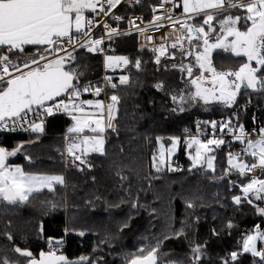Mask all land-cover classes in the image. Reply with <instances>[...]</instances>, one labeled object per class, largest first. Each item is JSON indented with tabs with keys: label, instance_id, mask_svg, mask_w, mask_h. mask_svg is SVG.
<instances>
[{
	"label": "snow or ice",
	"instance_id": "obj_1",
	"mask_svg": "<svg viewBox=\"0 0 264 264\" xmlns=\"http://www.w3.org/2000/svg\"><path fill=\"white\" fill-rule=\"evenodd\" d=\"M122 3L138 5L141 0H0V134L23 130L36 133L38 138L45 132L48 117L64 114L71 121L64 136L70 166L83 171L81 166L93 167L87 159L90 154H106V133L117 131L114 121L120 97L115 93L108 95L107 103L99 99L104 87L92 81L82 82L84 65L78 56L81 49L92 54L103 53V37L93 35V29L100 24L95 20V14L100 12L117 22L123 21L124 16L113 12ZM150 7L153 15L145 27L136 23L143 21L138 16L128 18V32H121L119 27L107 22L103 27L109 41L115 36L131 35L134 30L151 42L154 37L146 35L150 27L155 31L170 27L176 33L170 47L179 50L184 59H192L187 64L172 65L173 69L178 68L185 74V87L171 90L170 100L176 105L172 108L173 113H183L185 105L201 101L204 105L219 103L231 108L242 89L264 94V0H158ZM177 9H181L179 15H176ZM89 12L93 14L91 18L86 15ZM233 12L239 14L233 15ZM161 39L165 43L152 48L156 65L161 64V57L176 59L175 52H168L166 47L169 37ZM218 50L243 60L238 67L218 68L213 58V53ZM104 60L106 69L126 68L132 64L139 70L142 64L140 59L132 61L123 55H105ZM129 83L128 75L119 77V85ZM105 84L111 89L119 86L111 76L105 77ZM155 87L165 90L163 82ZM85 94H92L96 99H83ZM238 121L239 114L234 113L232 118L223 121L203 122L210 123L213 133L219 125L221 133L232 134L233 141L244 146L240 152H228L224 176L235 172L240 177H248L255 168H259L264 176V126L248 131ZM197 131H202L200 122ZM184 132L189 137L183 141L189 150L186 153L190 160L188 171L201 168L215 173L217 157L212 153L226 141L215 135L205 141L192 135L187 128ZM254 134L258 138H253ZM163 139L156 137L159 152L152 157L153 167L157 173L165 168L182 171L174 167L171 160L181 137H170L169 147H165ZM22 148L23 145H17L9 150L0 141V201L8 205L26 204L34 193L54 192L55 185L65 183L62 175L31 174L10 164V158ZM236 186L237 182L232 181L231 187ZM239 190L241 194H234L232 202L238 207L246 203L264 217V207L257 203H264V178L248 177L247 182L240 183ZM186 206L193 208L195 205L188 201ZM131 207L137 209L140 205L132 202ZM128 226L126 221L121 230ZM226 227L234 225L229 221ZM213 234H217L215 229ZM5 235L13 241L10 233ZM79 235L83 236L84 232ZM182 235L183 225L173 233L175 237ZM171 238L163 237L165 240ZM257 241L264 242V230L260 225L255 226L254 233L242 237V249L232 251L222 264H233L246 253L259 258L258 264H264V247L258 248ZM48 243L49 249L40 251L38 256L29 249L15 246L11 248L15 258L0 253V264H94L89 257L69 260L58 254L62 240L49 238ZM160 248V240L151 248H140L125 257V264H200L203 258V246L199 243L192 245L190 255L184 258L162 259Z\"/></svg>",
	"mask_w": 264,
	"mask_h": 264
},
{
	"label": "trees",
	"instance_id": "obj_2",
	"mask_svg": "<svg viewBox=\"0 0 264 264\" xmlns=\"http://www.w3.org/2000/svg\"><path fill=\"white\" fill-rule=\"evenodd\" d=\"M122 13L123 11L121 15ZM89 14L90 12L86 15ZM119 27L122 29L124 25ZM166 47L168 52H175L176 59L161 57V64L156 65L152 50H139L134 36L118 37L109 42V55L128 56L132 61L140 59L142 64L139 71L130 64L124 72H110L116 77L115 81L112 80L114 83L119 85L118 78L121 75H128L130 83L119 85L117 89L105 86L100 96L107 99L108 95L115 93L120 97L115 120L117 131L106 134L105 155L87 157L93 167L87 168L84 176L79 177L78 172L68 171L62 159L63 137L70 125V119L64 114L49 117L45 122V132L38 138L32 132L0 136V141L9 150L23 145L22 154L31 158L25 160L20 155L15 159L10 158V164L23 166L25 172L46 170L66 176L64 185L56 186L54 192L44 190L34 193L26 204H22L23 208H15L19 205H13L12 209H4L9 210L11 224H15L13 245H23L22 242H25L29 246L33 240V232L39 229L40 233L34 239L35 244L29 247L31 251L38 256L40 251H47L49 238L54 241L62 240L58 254L73 260L89 255L92 248L103 241L112 244L108 241L112 236L124 237L128 242H134L140 236L162 238L168 235L173 238L162 240L163 249L184 257L190 254L191 244L199 243L203 246L204 263L222 264L223 259L232 251L242 249V237L250 232L254 233L256 225L264 230V217H260L252 206L244 203L238 207L232 202L234 194H241L238 184L242 179L247 181V178L240 177L235 172L224 176V169L228 167L227 154L229 151L236 152L233 148L236 144L230 137H221L226 141L225 145L212 153L217 157L215 173L205 172L200 168L189 172L190 160L181 147L171 160L173 165L180 164L182 171H177L174 175L167 173L157 179H149L140 172L142 167L149 165L151 153L156 154L151 152L157 145L156 137H163L164 144L170 143V137H181L182 143L184 136L189 138L184 132L187 128L192 135L206 141L212 138L209 136L212 133L210 123L205 124L204 121H223L238 113V122L245 125L255 109L264 114V94L243 89L231 108L215 110L212 114L199 109L173 113L172 108L176 106L170 100L171 90L182 89L183 81L172 65H178L182 61L189 62L192 58L184 59L180 52L174 51L169 45ZM213 58L218 68L238 67L243 60L226 56L219 51L213 53ZM78 59L84 65L82 82L100 84L103 73L101 55L81 49ZM233 60L234 63L230 66ZM160 82L165 84L163 91L155 87ZM90 97L91 94H85L82 98ZM198 122L201 132L197 131ZM236 123L233 119V124ZM217 128L219 129V125ZM221 176L224 178L220 179ZM232 181L237 182L236 187H231ZM66 183H72V186ZM65 192H69L70 197L64 204L62 194ZM188 201L195 206L188 208ZM132 202H138L140 207L133 209ZM260 205L264 207V203ZM2 220L3 217L0 221L3 222ZM126 221L129 226L121 230ZM164 221L168 223L167 228L162 227ZM229 221L234 227H226ZM182 225L183 235L173 236ZM213 229L217 234H213ZM81 231L84 232L83 236L79 235ZM8 246L9 243L0 236V253L8 254ZM261 247L259 244V248ZM104 250L107 251L106 247ZM110 252L111 255L117 254L116 249ZM112 260L118 261L113 257ZM258 261L259 258L245 254L233 264H258Z\"/></svg>",
	"mask_w": 264,
	"mask_h": 264
},
{
	"label": "rangeland",
	"instance_id": "obj_3",
	"mask_svg": "<svg viewBox=\"0 0 264 264\" xmlns=\"http://www.w3.org/2000/svg\"><path fill=\"white\" fill-rule=\"evenodd\" d=\"M94 55H96V54H94ZM186 62L187 61H185L183 63L187 64L190 61L187 62V63ZM233 63H234V60L230 62V66ZM176 70L179 72L180 78L183 81L182 84H181V88L183 89L185 87V84H184V75L185 74L184 73H181L178 70V68H176ZM137 71H139V70H137ZM114 78H116V77H112V80L113 81H115ZM100 80H102V81L99 82L100 83L99 85H101L102 82L105 81V78L103 77V73L101 75V79ZM92 99H96V97H93ZM105 102L107 103V100ZM185 108L186 109H199L201 112L203 111L204 113H206V112L211 113V112H215V110H223L224 108H227V107H224L222 104H219V103H211V104H208V105H204L203 102L201 101V102H198V103L185 105ZM70 123H71V121H70ZM209 136L213 137V133L210 134ZM186 139H188V138H185V136H184L183 139H182V143H180L178 145L177 150L174 153V155L177 154V152H178V150H179L180 147L182 148V150H183V152L185 154L189 151L186 148L185 144L183 143V141L186 140ZM164 145H165V147H169L170 146V143L169 144H164ZM192 151L194 152V149ZM22 152L23 151L21 150L15 157H11V159H15L16 157H18L20 155H23ZM151 152L156 153L158 155V152H159V144L158 143L151 150ZM23 157L25 158V160H26V158H28V157H26L24 155H23ZM152 157H153V154L151 153L149 165H146L145 167H142L140 169V172H142L144 175H146L149 179H154V178L157 179V178L162 177L164 174H167V173H170V174H173V175L176 174L177 171H168L167 168H165L164 171H161V172L157 173L156 170H155V168L153 167ZM62 159H63V161H64V163L66 165V169L68 171L72 170V171L78 172L77 174L80 175L79 177L84 176L83 173H85V171L87 170V167L81 166L83 168V171H81L76 166H70L69 165V163H68V157L67 156L66 157L63 156ZM87 159L90 162L89 158H87ZM27 161H29V160H27ZM12 165L13 166H20V167L23 168V166H21L19 164H12ZM42 168L44 169V167H42ZM132 169L135 170V168H132ZM27 173L37 174V175H62L65 178V182H66V176L63 173H60V172H50V171H46V170L44 171L43 170V171L37 172V173L36 172H27ZM76 179L77 180H80L78 177ZM242 181L243 182H247V181H245L243 179H242ZM66 185H68V186L71 185L72 186V183H70V184L69 183H66ZM239 185H240V183L238 184V187H239ZM56 186H58V185H55V187ZM70 193H71V191H70ZM62 196H63L64 204L67 203V201H68V199L70 197L69 192H65L64 194H62ZM257 203L261 204V202H257ZM260 206H262V205H260ZM12 208H13V205H8L6 202L0 201V220H1V217L4 218V220H2L4 223L0 221V236H3V238H5V240L9 243L8 248H10V250H9V253L7 255L15 258V254L11 252V248H13L15 246H19L21 248L29 249V247L31 246V244H35L34 239H36V237L38 236V234L40 233V231L38 229L36 232L35 231L33 232V240H32L33 243L31 242L29 246H27L25 242L24 243L22 242L23 245H18V244L13 245L14 239H13V241H9L6 238V235L5 234L6 233H10L13 236V238H14L15 233H16V231L14 230V228H15L14 225L15 224L14 225L11 224V218L9 217V215L11 213L9 212V210H4V209H12ZM15 208H23V206L22 205L15 206ZM4 224H5V226H4ZM162 227L163 228H167L168 227V223L166 221H164ZM34 235H35V238H34ZM163 237L164 236H162V238H160V236H147V237L140 236L138 239L134 240V242L131 241L132 242L131 243V242H128V240H126L124 237H114V236H112L111 238L108 239V241H110L112 244H109L107 241H106V243H104V241H103V242H101V244H98L96 247L94 246L92 248L91 253L89 255H83V256L91 258L93 260L94 264H96L97 261L99 262V264H125V257L126 256H129L130 257L132 254L136 253L137 250L140 249V248H151L152 246H155L156 245V243H157L158 240H160L161 243H162L163 242L162 240H164ZM180 238H177V239H180ZM177 239H175V240H177ZM259 244H261L262 247H264V242L257 241V247L258 248H259ZM107 246H110V247L108 248ZM191 246H192V244L190 245V247ZM105 247H106V250L107 251L104 250ZM1 248H3V246ZM109 249L110 250L116 249L117 250V254L111 255V252H110ZM160 250H161V257H162V259H169V258L176 259V258H184V257H186V256L181 257V256H178V255H175L172 252L163 249L162 247L160 248ZM246 254H249L251 256L250 253H246ZM243 255H245V254H243ZM80 257L75 258L73 260H79ZM112 257L118 259V261H113L112 260ZM200 264H206V263H204L201 260L200 261ZM254 264H256V262H254Z\"/></svg>",
	"mask_w": 264,
	"mask_h": 264
},
{
	"label": "built area",
	"instance_id": "obj_4",
	"mask_svg": "<svg viewBox=\"0 0 264 264\" xmlns=\"http://www.w3.org/2000/svg\"><path fill=\"white\" fill-rule=\"evenodd\" d=\"M158 0H141V3L138 5H129V4H125L122 3L121 5H119L116 9L113 10L115 15H120V16H124L125 19L123 21L117 22L113 19H111L110 17H105L103 13L98 12L97 14H95V20L99 21L100 24L98 27H95L93 29V35L95 38H101L103 37L105 43L102 45V48L104 49L103 53H97L98 55H101L102 57V72H103V77H107V76H112V73L110 72H114V71H118V72H124L126 70V68L124 67H120V68H115V69H106L105 68V60L104 57L105 55H109L108 54V50H109V42L113 41L115 38L118 37H123V36H134L135 39L137 40V47L139 50H152V48L154 46L158 47L160 44L165 43V41L163 39H161L164 36H168L169 39L166 42V46H170L172 41L175 39V35L176 33H174L172 31V29L170 27H165L160 29L159 31H155V29H152L151 27L149 28V32L146 33V35H152L154 38L151 42H148L145 39V35H141V34H137L134 30L132 32L131 35H120V36H115L111 41L108 40L107 35L105 34V29L103 27V24L105 22H107L109 25L113 26V27H119L120 25H124V28H120L121 32H128L129 31V24H128V18L130 17H134V16H138V17H142L143 21L141 20H137L136 23L140 24L141 27H145L148 25V22L152 19V11H151V5L153 4H157ZM123 11L122 15L121 12ZM181 9H177L176 10V15L180 14ZM92 13H90L88 15V17H92ZM167 23V22H165ZM185 47H187V44H185ZM176 52H180L179 50H175ZM137 70V69H135ZM103 87L105 88L106 84L105 81L102 82ZM56 115H60V114H56ZM55 116V115H53ZM52 117V116H51ZM49 118V117H48ZM47 118V119H48ZM31 119L35 120V117H31ZM248 122L244 125L246 130L248 131H252L253 129H256L258 126H264V114L260 113L258 111V109H255L254 111H252L248 117ZM39 122V121H37ZM242 124V123H241ZM30 132V131H29ZM17 133H27L23 130H17L15 132H5L3 134H0V136L3 135H10V134H17ZM211 133H213V130L211 129ZM213 135H215V137L217 138H221V137H230L233 141V137L232 134H227L225 135L224 133H221L219 131V129L217 128V130L215 131V133H213ZM253 138H258L257 136H255ZM233 143L236 144V147H233L236 152H240L241 148L244 147L243 145L239 144L238 142H234ZM230 146V144H229ZM246 160H251L250 157H245ZM174 167H179L181 168L180 164H174ZM248 177H260V178H264V176H262L261 174V170L259 168H255L253 169L251 172L248 173ZM248 177H245L248 179ZM50 245L48 246L47 250L49 249Z\"/></svg>",
	"mask_w": 264,
	"mask_h": 264
},
{
	"label": "crops",
	"instance_id": "obj_5",
	"mask_svg": "<svg viewBox=\"0 0 264 264\" xmlns=\"http://www.w3.org/2000/svg\"><path fill=\"white\" fill-rule=\"evenodd\" d=\"M86 14H87V13H86ZM118 79H119V78H118ZM118 83H119V80H118ZM100 86L103 87V84H101ZM93 97H95V96H93V95L91 94V97H90L89 99H92ZM99 99H102V100H104V101L107 100L105 97H99ZM105 103H106V102H105ZM114 123H115V121H114ZM109 131H111V130H109ZM109 131H108V132H109ZM108 132H107V133H108ZM107 133H106V134H107ZM65 135H66V134H65ZM63 138H64V137H63ZM105 145H106V144H105ZM65 146H66V142H65V140H64V145H63V156L66 157L67 155L65 154ZM95 154H97V153H92V154H90V155H95ZM90 155H89V156H90ZM97 155H100V154H97Z\"/></svg>",
	"mask_w": 264,
	"mask_h": 264
},
{
	"label": "flooded vegetation",
	"instance_id": "obj_6",
	"mask_svg": "<svg viewBox=\"0 0 264 264\" xmlns=\"http://www.w3.org/2000/svg\"><path fill=\"white\" fill-rule=\"evenodd\" d=\"M218 51H219V50H218ZM218 51H216V52H218ZM219 52L225 54L226 56H232V55H230L229 53H224V52H222V51H219ZM235 58H236V57H235Z\"/></svg>",
	"mask_w": 264,
	"mask_h": 264
}]
</instances>
